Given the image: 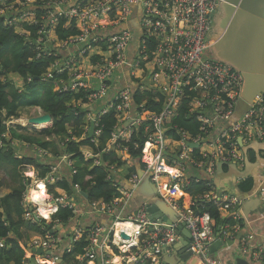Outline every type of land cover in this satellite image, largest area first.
Here are the masks:
<instances>
[{
	"label": "built area",
	"instance_id": "2783aa9c",
	"mask_svg": "<svg viewBox=\"0 0 264 264\" xmlns=\"http://www.w3.org/2000/svg\"><path fill=\"white\" fill-rule=\"evenodd\" d=\"M218 4L219 0H0V18L4 26L23 37L37 57L54 58L44 81L51 78L53 71L58 75L67 74V84L59 81L62 84L60 91H88L87 104L83 108L94 110L106 99L119 71L127 72L130 79H137L138 74L148 69L165 97L164 107L158 114L145 110L143 105L134 108L132 89L125 85L117 89L118 92L104 107L86 116L85 131L88 134L92 122V137L98 138L101 135L97 129L99 119L111 112L117 116L118 125L108 144L118 149L117 141L128 140L135 131H141L146 140L141 151L142 171L155 185L156 198L175 212L176 222L168 225L151 220L144 205L127 217L122 216L125 205L140 184L138 175L133 174L126 182L131 189L123 191L119 188L121 198L110 205L101 201L91 204L90 214H103L111 221L108 226L93 222L85 231H74L73 243L83 237L87 242L84 254L76 257L77 261H86L85 264H164L163 257L169 256L179 242L183 228L190 235L187 251L198 264H225L210 257L207 248L215 239L234 241L236 230H229L231 228L224 225L216 236L208 214L195 211V202L189 207L183 205L184 190L190 182L186 173L189 166L193 167L190 164L201 168L203 163L212 165L215 161L240 169L244 167L246 158L240 145L264 141V93L221 138L213 143L208 140L215 121L226 122L232 118L242 89L238 72L222 62L207 58L211 16ZM134 23L141 37L136 55L129 60L130 46L137 31ZM58 28L61 32H68L63 39L56 34ZM189 96L191 98L186 105L188 115L199 123L200 133L191 137L178 130V139L171 138L180 142L176 147L179 151H172L169 161L166 142L167 131L171 129L167 126L171 125L167 123L173 116L174 107H179ZM207 112L213 114L212 120L206 116ZM123 124L127 127L120 130ZM188 141L207 148L202 153V163L195 164L187 156L186 152H191ZM118 151L126 159V155ZM85 156L93 157L90 150ZM94 163L99 164L97 157ZM58 179L49 175L45 183ZM262 185L264 190V181ZM202 199L207 203L216 201L214 196L212 200L208 196ZM219 199L224 201L220 213L233 214L231 220L238 222L239 216L235 214L237 200L227 194ZM27 204L31 205V202ZM46 206L52 208L51 214H54L59 207L73 208L72 198L66 195L49 197ZM26 211L28 220L32 221V215L43 219L36 211L34 214L28 209ZM120 223L129 227L122 228V233L115 235V226ZM47 237L34 246V251L43 253L42 260L34 263L60 264L53 254L58 241ZM252 239L247 236L238 241V256L252 263L264 264V248L253 247Z\"/></svg>",
	"mask_w": 264,
	"mask_h": 264
},
{
	"label": "trees",
	"instance_id": "16d2710c",
	"mask_svg": "<svg viewBox=\"0 0 264 264\" xmlns=\"http://www.w3.org/2000/svg\"><path fill=\"white\" fill-rule=\"evenodd\" d=\"M67 33L59 28L56 32L60 39ZM54 61L52 56L37 57L33 47L12 28L4 26L0 18V174L3 176L0 187L5 186L8 190L0 197V264H35L37 251L28 259L27 254L31 251L28 252L27 245L31 236L44 238L46 235L58 241L53 254L60 264H85L86 261L79 262L76 257L84 254L87 242L83 237L73 243L74 231H85L93 225V222L83 225V215L91 211L94 201L110 205L121 198L119 188L138 169H143L140 159L146 140L141 131H135L128 140L117 141L118 149L126 155L125 160L118 149L107 151L108 141L118 125L114 112L99 119L97 129L101 135L98 138L87 137L85 118L99 106L94 110L83 108L88 95V91L83 89L61 92L59 81L67 84V74L58 75L53 71L51 78L44 81L43 77ZM12 76L21 82L20 86L14 83ZM132 82L133 107L143 105L147 111L160 113L164 107L163 97L149 90L140 79ZM190 98L182 100L170 124L195 137L200 133V126L194 117L188 115L186 104ZM32 108L49 115L51 126L37 131L31 126L7 125L10 120H18L24 110ZM125 129L123 124L120 130ZM171 136L178 139L174 134ZM82 148L90 150L93 157H86ZM95 156L99 160L98 165L94 163ZM247 156L250 163L256 162L254 149L248 150ZM54 167H58L55 174L52 172ZM28 168L34 170V178L26 176ZM49 175L54 179L58 177V181L45 183ZM36 181L45 184L51 198L61 195L72 198L73 208L59 207L51 215L50 222L35 215H32V221L26 219L27 209L31 214L35 211L32 205L25 207L24 203L27 192ZM206 185L203 182L191 184L184 192L195 200V211L208 214L213 233L217 236L224 225L233 228L237 224L221 216L222 199L209 203L203 201V196L210 191ZM252 185L250 178L243 179L238 190L242 194L248 193ZM81 201L85 202L83 210Z\"/></svg>",
	"mask_w": 264,
	"mask_h": 264
},
{
	"label": "crops",
	"instance_id": "0c3cea01",
	"mask_svg": "<svg viewBox=\"0 0 264 264\" xmlns=\"http://www.w3.org/2000/svg\"><path fill=\"white\" fill-rule=\"evenodd\" d=\"M223 22L225 24V27L222 30H220V28H217L216 30L212 29V32L210 35L209 48L207 50V58H209L211 60H214L211 56L212 55V53H211L212 48L215 47L218 39L222 36V34L225 32L226 27H227V23L225 22L224 18H223ZM134 29H136L137 31H135V33H134L133 42L130 46L129 60L133 59L134 55H136V51H137V48L139 46L140 37H141V32H140V30H138V27L135 26ZM215 35H217L216 38H215ZM257 65H258L259 71H264V60L260 59V61H259V63H257ZM116 76H117V80L114 81V83H113L114 87L109 91L106 99L99 105V107H103L105 105V103H107L114 96V94H116L118 92V90H117L118 88H123L125 85H128L132 89V87L134 86V84L132 82V81H134V79H130V77L127 75V72H120L119 71V72H117ZM136 78L140 79L142 82L146 83V85L149 87V90L156 92V94H158V95H161L163 97L164 104H165V97L161 94V90L159 89L157 83H155L153 81V77L151 76L148 69H144L141 74L137 75ZM159 86H160V84H159ZM237 103L235 105L234 115L232 116V118L230 120H228L226 122H222V121H215L214 122L212 129L209 131L208 140L210 142L213 143L214 141L221 138V136H223L225 134V132L243 116L242 115L240 117H237L235 115ZM34 109H37V108H34ZM178 109H179L178 105L174 107L173 116L171 118H173L177 115ZM35 116L38 117L39 116L38 113ZM206 116L208 118H210L211 120L213 119V114L210 112H207ZM170 121H171V119H169V123H167V125L170 124ZM46 126L48 128L51 126V124L46 125ZM32 127L36 130H39L38 125H35ZM125 127H127V126H125ZM175 127L176 126H171V127L167 126V128H171L167 131V142H166L167 147H168V157H169L168 160L169 161H171L170 156H171L172 151L177 150L176 147H178L180 144L179 141H175L171 138L172 137L171 135L174 134L176 136L177 131L179 130L177 127L175 129ZM171 132H172V134H171ZM202 137L205 138V136H202ZM263 142H261V143L252 142L246 146L240 145L241 146L240 148L242 149V151H244V148H246V147H247V151L251 150V149L253 150V148L251 147V145H253V143L262 144ZM187 145H189V149H191V152H186L189 159L195 164L202 163V161H203L202 153L207 148L203 145L200 146L197 144H196V147L193 148L190 145H195V144H192L191 141H188ZM85 149H87V148H85ZM107 149H108V151H114L115 146L110 143V144H108ZM177 151H179V149ZM247 151H244L243 154H244L246 160L249 162L248 156H247ZM245 153H246V155H245ZM119 155H121V153H119ZM263 155H264V149H262L259 152L258 156L256 154V162L251 163V164H256V165L258 164V167H256V168H253V166H252L250 169V172L254 173L256 175L255 178L260 180L258 183L257 189L252 193H250L252 188L248 193L242 194L239 192L238 185L243 179L238 178L240 176L238 172H241L244 169V167L242 169H240V168L235 166L236 170H237L236 171L234 169H231L230 165H232V164H225V163L215 161L212 165H211V163H206V164L203 163V166L201 168H197L193 164L189 163L194 168L191 166L188 167L187 173H186V178L188 180H190L189 183L187 182L188 186H190L191 184L199 183V182L200 183L203 182V183H205V185L207 184L206 186L210 187V191L207 194H205L204 196H208L209 200H212L213 196H214V198H216V200H218L219 198L222 197V195H225V194L234 197L238 202V206L235 209V214L237 216H239V221L236 222L237 225L235 227H233L229 230H232V231L236 230L234 233V234H236V237L240 233H243V235H244L243 237H247V236L253 237V239L251 241V245L253 247L261 246L264 248V206H263V204H264V199H263L264 190H262V187H263L262 184L264 181V158H263ZM122 158H123V156H122ZM123 160H125V159L123 158ZM218 164H221L223 166L222 171L217 168ZM56 166H58V165L56 164ZM244 166H245V164H244ZM55 168L58 169V167H54L52 172L55 171ZM25 174L29 178H34V170L32 168H28L26 170ZM136 175H137V173H136ZM0 176H1L0 177V182H1L3 180L2 179L3 176L2 175H0ZM247 178H250L252 180V177H247ZM244 179H246V178H244ZM205 181H207V182H205ZM252 182H253V180H252ZM34 183L36 184V187H40L39 183H41L42 189L45 190L46 194H47V189H46L45 185L43 184V182L36 181ZM128 187H129V184L125 183V185L123 187L121 186V189L123 191H127V190H129ZM252 187H253V185H252ZM33 190H38V189L36 188ZM7 193H8V190L5 186L0 187V197H3ZM218 193H220V195ZM183 200H184L183 205L185 207L191 206V203H193L195 201L191 196H189L187 194L184 195ZM84 204H85V202L81 201L80 207L83 208ZM44 205L46 206V204H44ZM141 205H143V203L140 200L135 199V196L133 195L131 197V199L128 200V203L125 205L122 216L127 217L132 212L137 210ZM51 213H53L52 208H51L50 214H48L47 219H50V217L52 215ZM221 216L225 219H232V217H234L233 214L228 215L227 213H224V212L221 213ZM43 219L47 221V219L45 217H43ZM82 219H84V221H85V222H83V225L86 223L94 222L96 220L95 222L101 223L104 226H108L110 224V221H111V219L106 215H103V214L102 215L101 214L94 215L93 213L90 214L89 212L86 213L85 215H83ZM240 223H241V226H240ZM211 226H212V223H211ZM180 235H181V238L179 239V241L181 239L185 240V238L183 236V228H181V230H180ZM35 237L40 238L39 236H35ZM35 237L31 236L29 243L27 245L28 246V252L31 251V254H27L28 259H30V257H31L30 255H32V253L34 252V250H33L34 246H37L41 243V241L39 239L37 240V238H35ZM215 240L218 241L217 239H215ZM235 240H236V238H235ZM235 240L230 241V242H232V244L226 243V241H229V240H220L222 242V246L220 248H217L215 253L212 254L211 256L214 258L220 259L225 264H237V262H236L237 259L242 260L246 264H258V263H252L248 259H242L238 256V253L236 250L237 246H238L237 245L238 242H236ZM39 255L40 254H35V257H38ZM169 256L175 257V253L173 251V248L169 252ZM35 260H36V258H35Z\"/></svg>",
	"mask_w": 264,
	"mask_h": 264
},
{
	"label": "water",
	"instance_id": "95a60500",
	"mask_svg": "<svg viewBox=\"0 0 264 264\" xmlns=\"http://www.w3.org/2000/svg\"><path fill=\"white\" fill-rule=\"evenodd\" d=\"M224 20L227 27L222 36L218 39L214 48H212V58L215 61L222 62L230 66L233 70L240 74L242 79V89L240 100L237 103L235 115L242 116L253 105L254 100L264 93V71H259L257 63L260 59L264 60V0H222ZM136 26L135 24L133 25ZM51 122V117L47 114L38 117H32L28 120V124L45 125ZM94 132V125L89 124L87 137L90 138ZM196 147V145H190ZM251 147L255 153L264 149L262 144L253 143ZM247 151V147L244 148ZM246 155V153H245ZM244 169L239 173V179L252 177L253 187L250 193L257 189L260 180L255 178V174L250 172L251 167H258V164H251L245 160ZM231 169L236 170L235 165H230ZM222 165L218 164L217 168L222 171ZM237 171V170H236ZM140 179L139 186L134 191L135 199L140 200L145 206V212L151 220L159 223L171 225L176 222L177 217L164 202L156 198V187L150 181L148 175L144 174L141 169L137 170ZM128 189H131L129 186ZM220 195V193H218ZM185 240L181 239L173 247L175 257L165 255L163 257L164 264H198L196 258L188 252L190 235L188 231L183 229ZM243 233L236 237L238 242ZM232 244L230 241H226ZM222 246L221 241H215L207 248L208 255L215 253L217 248ZM41 254V251H37ZM237 264H246L242 260L237 259Z\"/></svg>",
	"mask_w": 264,
	"mask_h": 264
},
{
	"label": "rangeland",
	"instance_id": "374dc122",
	"mask_svg": "<svg viewBox=\"0 0 264 264\" xmlns=\"http://www.w3.org/2000/svg\"><path fill=\"white\" fill-rule=\"evenodd\" d=\"M12 79H14V83L17 85V86H20L21 85V82L16 78V77H14V76H12ZM38 111V112H37ZM38 113V115H41V111L39 110V109H34V108H32V109H28V110H25L22 114H21V117L18 119V120H10L9 122H7V125H19V126H21V127H30L31 125H29L28 124V120L30 119V118H32V117H34L36 114ZM36 117V116H35ZM40 125H38V127H39ZM32 127V126H31ZM33 128V127H32ZM44 128H47V126L46 125H41L38 129L39 130H37V131H40V130H42V129H44ZM23 151V150H22ZM81 151L83 152V153H85V154H88V152H89V150H87V149H85V148H82L81 149ZM1 175V174H0ZM1 177V176H0ZM39 186L40 187H36V184L35 183H33L32 184V188H30V190L27 192V195H26V204H25V206L27 207L28 206V204L27 203H29V202H31V205H32V207L34 208V210L36 211V213H39L42 217H45L46 219L48 218V214H50V213H48L46 216H44V215H42L41 213H40V210H39V207L35 204V203H33V201H31L30 200V197H29V195H30V191L31 190H33V189H42V185H41V183H39ZM44 188V187H43ZM44 194H45V197L43 198V203L44 204H47L48 203V198L50 197L48 194H46V191L44 190ZM82 210H83V208L82 207H80ZM38 215V214H37ZM46 222H50V219H47V221ZM56 229H60V227L59 226H57L56 227ZM120 229H122V227L120 228ZM35 237V236H34ZM35 238H37V237H35ZM46 238H48L47 237V235L44 237V238H37V240L39 239L40 241H42V240H45ZM38 243V242H37ZM38 246V245H37ZM36 251H39V250H35L34 252H36ZM41 251V250H40ZM42 252H41V254L38 256V257H35L36 258V260H38V261H41L42 260Z\"/></svg>",
	"mask_w": 264,
	"mask_h": 264
},
{
	"label": "bare ground",
	"instance_id": "6f19581e",
	"mask_svg": "<svg viewBox=\"0 0 264 264\" xmlns=\"http://www.w3.org/2000/svg\"><path fill=\"white\" fill-rule=\"evenodd\" d=\"M29 197H30V200L33 201V203H35L39 207L40 213L42 215L46 216L48 213L51 212V209L48 206H45L44 203H43V201H44L43 198L45 197L43 189H41V190L40 189L39 190H32L30 192ZM121 227L125 228V227H129V225L128 224H121V223L117 224L115 226V235H120L122 233L123 230L120 229Z\"/></svg>",
	"mask_w": 264,
	"mask_h": 264
},
{
	"label": "flooded vegetation",
	"instance_id": "af4514ba",
	"mask_svg": "<svg viewBox=\"0 0 264 264\" xmlns=\"http://www.w3.org/2000/svg\"><path fill=\"white\" fill-rule=\"evenodd\" d=\"M223 5H222V0H219V4L217 9L212 13L211 16V21H212V29L216 30L217 28H220L222 30L225 27V24L223 22ZM215 26V27H214ZM217 35H215L216 38Z\"/></svg>",
	"mask_w": 264,
	"mask_h": 264
},
{
	"label": "clouds",
	"instance_id": "9594fccd",
	"mask_svg": "<svg viewBox=\"0 0 264 264\" xmlns=\"http://www.w3.org/2000/svg\"><path fill=\"white\" fill-rule=\"evenodd\" d=\"M40 110V109H39Z\"/></svg>",
	"mask_w": 264,
	"mask_h": 264
}]
</instances>
